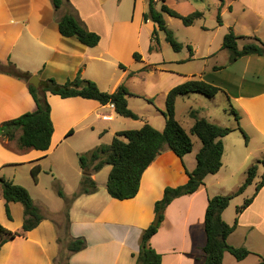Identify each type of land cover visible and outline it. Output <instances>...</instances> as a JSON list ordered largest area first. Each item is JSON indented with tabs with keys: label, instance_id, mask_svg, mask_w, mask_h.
<instances>
[{
	"label": "crops",
	"instance_id": "0c3cea01",
	"mask_svg": "<svg viewBox=\"0 0 264 264\" xmlns=\"http://www.w3.org/2000/svg\"><path fill=\"white\" fill-rule=\"evenodd\" d=\"M68 1L57 13L53 0H0V62H12L22 71L39 75L41 81L54 78L60 84L81 74L83 78L95 81L103 92L113 93L125 84L132 94L128 97L130 108L133 95H138L141 90L162 95L166 105L171 89L191 79H202L225 88L222 79L223 83L217 81L219 76L210 78L211 74L222 71L217 66L206 72L182 75L165 61L152 60L158 49L150 52L156 24L144 21L148 0ZM161 1L156 0L158 10ZM218 11L222 15L220 26L225 28L224 35L232 28L238 36L254 37L249 35L253 33L264 41V0H223ZM68 12L77 15L89 31L100 36L96 47H88L78 38L64 37L60 33L59 15ZM211 45L212 41L209 49ZM135 53L141 54V61L134 58ZM241 60L245 61L244 74L258 69L260 76H264V57L248 56ZM118 67L121 72L116 75ZM156 71L172 76L162 79L161 85L156 86ZM139 76L143 83L135 82ZM182 98H178L176 109ZM229 98L236 103L240 126L249 141L237 129V121L235 125H225L215 117H200L236 130L223 138L225 152L221 170L207 176L204 186L196 193L177 198L166 209L165 219L151 239L152 247L162 255V264H196L207 241L205 214L209 199L235 192L244 183L249 167L264 160V85L256 91L230 95ZM47 99L54 125L49 150L19 149L17 146L8 149L0 141V176L28 189L44 216L37 228L0 248V264H55V260L67 252L71 240L79 237L86 239L87 247L78 253L68 252L70 264H137L142 233L156 217L155 203L163 198L167 187L188 182V172L197 167L201 141L192 136L193 151L183 158L166 147L143 174L139 193L133 199L112 198L107 191L108 179L100 184L99 173H95L93 179L98 184V191L73 201L69 211V231L62 238L59 218L64 216L65 207L63 204L52 206L50 202H54L51 198L57 182L66 189L67 198L79 190L83 178L79 155L88 151L76 146L77 135L86 136L85 147L94 139V134L101 143L109 136L114 139L120 132L115 129L116 117L122 116L110 104L103 105L96 100L62 98L50 93ZM36 109L28 83L0 73V124ZM194 123L195 120L187 128L181 124L190 131ZM34 168H40L37 181L32 175ZM263 176L264 165L260 164L254 183L240 196L252 197ZM233 201L223 213L228 224L234 225L237 221V228L229 236L228 243L245 247L252 254L238 261L226 253L223 264H260L264 259V187L240 215H237L240 203L233 204ZM10 210L11 219L6 213V201L0 196V224L10 231H21L24 206L10 203Z\"/></svg>",
	"mask_w": 264,
	"mask_h": 264
},
{
	"label": "trees",
	"instance_id": "16d2710c",
	"mask_svg": "<svg viewBox=\"0 0 264 264\" xmlns=\"http://www.w3.org/2000/svg\"><path fill=\"white\" fill-rule=\"evenodd\" d=\"M68 0H53L57 13ZM149 8L144 14V21H152L156 24V29L152 35L153 44L150 52L156 50L159 44V32L165 33V40L175 52H181L183 45L178 42L174 32L168 28L164 14L180 19L187 27L194 26L195 23L204 18V13L195 11L187 16L181 15L165 4L158 10L156 0H148ZM60 33L64 37H76L88 47H96L100 42V36L89 31L74 13L68 12L59 15L58 19ZM218 23L222 25V16L219 11ZM241 39H249L243 47H239ZM191 55L193 49L189 46ZM222 49L230 52L231 62L248 56L264 57V41L258 37L238 36L231 28L224 36ZM134 58L141 61V54L135 53ZM122 68H125L122 66ZM0 73L8 74L28 83L37 109L22 116L8 120L0 124V141L4 145H11L16 142L19 149H35L47 151L50 148L54 125L51 119V106L47 99V94L59 95L62 98L81 97L96 100L103 105L113 103L118 115L134 120L140 119L139 115L129 108L128 97L132 94L125 84H121L113 93L103 92L97 83L88 80L78 74L73 80L60 84L54 78L41 81L40 87L36 88L29 84L33 75L22 71L12 62L6 64L0 62ZM134 73H131L133 75ZM224 91L222 88L208 83L202 79H191L180 84L168 93L166 99V111L164 117L166 125L160 131L149 123H145L141 129L118 132L109 145H99L96 148L80 154L79 163L84 175L79 190L71 197L67 198L65 193L58 189V195L67 201L64 208L69 231V211L73 201L81 195H89L98 191V184L93 179V175L101 171L105 166H111V172L107 181V191L112 198L118 200L133 199L140 190L142 176L148 167L167 147L178 157L183 158L193 151L194 143L192 136H197L202 148L197 154V167L193 172H188L189 180L185 185L178 187H167L163 198L155 203V215H160V223L155 226L153 223L142 233L140 250L137 255V264H162V255L151 245L152 237L158 232L161 223L165 219V212L168 206L177 198L196 193L205 184V179L209 175L217 174L223 166V156L225 147L223 138L233 133L236 129L217 125L206 118H200L194 111L190 114L195 119V123L187 131L176 118V103L178 98L189 96L193 93L202 94L210 99L215 98ZM230 100V98H229ZM231 114L234 115L238 130L242 132L246 141L249 136L240 126V114L231 105ZM264 165V160L252 164L246 172L244 183L229 195H216L209 199L205 214V232L207 241L202 249V255L196 258V264H223L226 253L232 254L238 261L246 259L252 252L245 247H234L228 243L229 236L236 230L237 221L234 225L228 224L223 219L224 211L231 202L242 195L246 189L252 185L258 175L259 165ZM40 168H34L32 175L37 181ZM59 183L56 188H59ZM264 187V176L258 183L254 195L245 200L244 204L237 208V215L242 214L254 201L260 190ZM0 196L6 201V213L8 218H12L10 203H21L24 206V224L21 231H10L0 224V248L7 242L37 228L44 220L40 208L35 204L30 192L25 187L8 181L0 176ZM87 247V241L83 237L74 238L67 247V253L61 254L55 264H70L69 254L78 253ZM264 264V259L260 262Z\"/></svg>",
	"mask_w": 264,
	"mask_h": 264
},
{
	"label": "rangeland",
	"instance_id": "374dc122",
	"mask_svg": "<svg viewBox=\"0 0 264 264\" xmlns=\"http://www.w3.org/2000/svg\"><path fill=\"white\" fill-rule=\"evenodd\" d=\"M162 1L158 4V8L160 10L164 3ZM221 1L223 0H165V4L167 6L177 11L181 15L186 16L195 11H202L204 12V18L199 20L194 26L187 27L180 19L165 14V20L167 22L168 28L174 32L178 42L183 45V49L181 52H175L165 40V33L160 32L159 48L156 46V49L158 50H156L155 57H153L152 60L155 61L159 59L160 62L165 61L167 65L171 66L172 70L178 71V73H181L182 75H191V73H200L202 71L206 72L211 70L213 66H217L222 71L218 74H211L210 72V78L219 76V80L217 81H219V83H226L224 86L225 88H223L224 91L219 93L213 99H210L202 94L193 93L194 95L190 94L189 97L185 96L179 101L176 109V118H178L186 128L189 125H192L195 120L190 115L192 111H194L198 117H215L224 121L225 125H231L232 123L235 125L236 119L234 115L231 114L230 110L231 105L236 107V103L233 99L229 100V96L238 95V93L256 91L258 88H261L264 85V76H260L258 69L250 70V74H244L245 61L238 60V63L231 62L230 52L226 49H222L225 28H221L220 24L218 23V7L220 6ZM249 35L258 37L253 33ZM210 41H212V47L209 49L208 45ZM249 41V39H241L239 41V47H243V45ZM189 46H191L193 49V56L191 55ZM233 66H235L236 69L233 70ZM120 72L121 69L118 67V70H116L115 73L118 75ZM171 76L172 75L170 74H164L156 71L154 73V83L156 86H160L162 79L169 78ZM144 78H147L146 75ZM150 78L151 77H149V79ZM142 81V76L135 78V82L137 83H143ZM133 96L134 97L130 102L132 109L130 107L129 108L139 115L140 119L134 120L118 116L116 117L117 120L115 121V129H118L117 131L120 132L127 130H137L144 123H149L157 130L165 128L166 120L164 117V112L166 111V105H164L163 96H157V94L145 92L144 90H141L138 95ZM93 136L94 139L89 140L88 146L85 147L83 146V143L87 141L85 140L86 136L77 135L76 146L79 149H87L86 151H90L93 148H96L98 145H109L113 141V137L109 136L101 143L99 142V137H96L98 135L94 134ZM193 139L200 142V139L197 137H193ZM4 146L8 149H14L16 142H12L11 145L8 144ZM109 170H111V167L107 165L98 172V182L100 184L104 183V181H107ZM58 183L60 187L53 190V197L51 198V201L54 202H50V205L54 206L56 204H63L64 207H66L67 201L60 197L57 192L58 189H61L65 193L66 189L64 190V187L60 182H57L56 184ZM245 199V197H237L236 200L238 201H233L235 202L233 204L239 202V205L241 206L244 204ZM232 210H235V208ZM59 220L60 236L64 238V235L67 233V222L64 216H61ZM64 253L66 254L67 252L64 251L63 254Z\"/></svg>",
	"mask_w": 264,
	"mask_h": 264
},
{
	"label": "water",
	"instance_id": "95a60500",
	"mask_svg": "<svg viewBox=\"0 0 264 264\" xmlns=\"http://www.w3.org/2000/svg\"><path fill=\"white\" fill-rule=\"evenodd\" d=\"M29 84L33 85L36 88L40 87L41 84V80H40V76L39 75H34L30 80H29ZM160 223V215H156L155 220L153 222V224L155 226H158Z\"/></svg>",
	"mask_w": 264,
	"mask_h": 264
},
{
	"label": "built area",
	"instance_id": "2783aa9c",
	"mask_svg": "<svg viewBox=\"0 0 264 264\" xmlns=\"http://www.w3.org/2000/svg\"><path fill=\"white\" fill-rule=\"evenodd\" d=\"M110 106H111V107H113V108H115V106H114V104H113V103H111V104H110Z\"/></svg>",
	"mask_w": 264,
	"mask_h": 264
}]
</instances>
